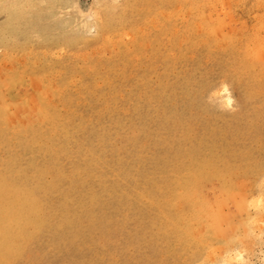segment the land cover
Returning a JSON list of instances; mask_svg holds the SVG:
<instances>
[{
  "label": "rangeland",
  "instance_id": "374dc122",
  "mask_svg": "<svg viewBox=\"0 0 264 264\" xmlns=\"http://www.w3.org/2000/svg\"><path fill=\"white\" fill-rule=\"evenodd\" d=\"M0 264H264V0H0Z\"/></svg>",
  "mask_w": 264,
  "mask_h": 264
},
{
  "label": "bare ground",
  "instance_id": "6f19581e",
  "mask_svg": "<svg viewBox=\"0 0 264 264\" xmlns=\"http://www.w3.org/2000/svg\"><path fill=\"white\" fill-rule=\"evenodd\" d=\"M225 94H226V93H225ZM225 94H224V95H225ZM33 97H34V96H33ZM230 99H231V97H228V100H230Z\"/></svg>",
  "mask_w": 264,
  "mask_h": 264
}]
</instances>
